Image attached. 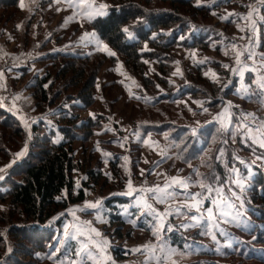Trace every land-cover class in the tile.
<instances>
[{
    "label": "trees",
    "instance_id": "trees-1",
    "mask_svg": "<svg viewBox=\"0 0 264 264\" xmlns=\"http://www.w3.org/2000/svg\"><path fill=\"white\" fill-rule=\"evenodd\" d=\"M107 1L111 6L109 15L98 17L88 23V26L117 53L115 57H108L97 51L87 54L50 52L47 54L49 61L45 65V72L28 76L29 84L26 88L34 99L36 112L68 104L65 110L58 111L56 118L61 140L52 141L48 132L40 133L39 127L29 142L21 120L3 107L0 108V168L7 166L14 153L23 149L26 142L28 145L25 156L11 168H7V172L3 174L5 179L0 181V264H40L42 258L39 255L51 251L59 236L60 228L57 232L55 228L48 226L51 219L70 205L82 203L86 199V188L91 183L101 189L111 188L107 187V174L93 167V162L96 161L94 153H87L85 149L87 155L84 158L80 159L75 155L77 142L89 143L97 135L95 129L98 124L95 119L88 117L80 121L78 109L82 112L92 108L97 102V93L110 86L104 84L98 89L97 85L99 71L105 63H111L115 67L120 61L127 73L135 79L134 88L141 97H131L129 102L138 108L133 125L141 136L151 135L154 138L153 135L166 134L168 141L180 145L174 146L175 156L180 157L178 160L183 165L194 164L200 169V173L201 167H204L202 174L207 176L214 171L223 180V168L215 159L223 146L217 133L218 125L213 123L201 127L197 137L193 136L191 128L186 125V112L175 105V100L187 96L191 100L205 102L204 106L212 112L220 111L222 94L229 95L233 90H221L230 77V72L225 71L221 65L228 60L227 64L230 65L231 62L230 57L223 55L222 45L216 43L214 47V42L220 41V23L211 21V11L218 10L223 3L237 5L238 1L224 0L212 7H208V4L197 6V0ZM48 3L49 0L35 3L33 15H43ZM20 12V0H0V27H7ZM35 20L32 16L27 21L25 31L28 38L32 29H35ZM125 27L133 33L132 40H128L122 32ZM193 29L200 33L195 35L197 33ZM203 30L206 33L203 34ZM260 31L261 46H264V36ZM57 33L55 31L52 35L59 39L60 35ZM186 34L188 36L181 40L180 37ZM189 37L192 41H189ZM146 45L150 50L142 51ZM185 46H198L203 51L212 49L216 55L211 62L192 67L185 75L180 76L179 83L173 85L168 77L172 75L177 58L175 50ZM146 58L156 61L153 77L145 74L149 66L145 63ZM210 66L221 77L218 83H212L210 78L203 75V71ZM247 74V79L251 82L253 74ZM26 76L27 73L21 74L19 80H24ZM161 87L165 88L163 91L167 94L160 92ZM176 87L179 91L175 96ZM75 101L81 103L77 105ZM251 104L257 108L260 117L264 118L259 105ZM168 106H172L173 110H168ZM147 111L158 115L160 119H149L143 114ZM102 140L105 142V139ZM226 151L225 157L230 156V151ZM112 164L114 165V161ZM205 164H211L212 168L202 166ZM229 165L230 161L226 159L224 166ZM78 173H84L87 177L82 180L79 188L75 178ZM250 199L247 215L256 225H252L247 232L238 230V240L243 243L234 245L233 249H225L226 254H217L214 250L205 252V259H198L190 264H264L259 256L245 257L236 250L239 249V253L249 250L264 252V174L260 171L252 181ZM130 202L128 196L119 194L109 195L105 201L111 227L109 234L120 243L127 238L131 239L134 229L148 231L143 217L136 227L127 222L134 218L123 214ZM55 223L56 227H60L62 219ZM170 236L173 246L178 249H183L188 241V237L179 230ZM191 237H199L198 230L192 232ZM122 252L125 250L121 246L114 250L116 259L124 258Z\"/></svg>",
    "mask_w": 264,
    "mask_h": 264
},
{
    "label": "rangeland",
    "instance_id": "rangeland-1",
    "mask_svg": "<svg viewBox=\"0 0 264 264\" xmlns=\"http://www.w3.org/2000/svg\"><path fill=\"white\" fill-rule=\"evenodd\" d=\"M39 0H24L25 8L21 10V14L19 13L17 18L13 21L9 22V35L11 37V45L13 47L7 53L9 57V63L12 62L13 64H18L19 66L22 65L24 67L18 68L9 66L8 68H13L14 70H19L20 76L23 73H27V76L24 80H19V77L13 78L12 80H19L23 87H16L15 90L24 91L29 84L28 76L33 73H42L45 72V65L49 61V56H47L50 52L56 51H63V52H72V53H79V54H87L93 51H96L94 45H88L87 47L81 46L79 42V38L85 32H93V30L88 26V23L81 20L79 17H75L72 21L65 23V18L72 16V9L67 8L66 4H55L49 3L47 4L48 8L46 12L40 16V13L34 14L35 12V3ZM238 4H226L223 3L218 10L212 9V22L218 21L220 24L218 25V30L220 33V41L223 40L224 44H228L235 39V43L243 45L247 44V40H240L239 37L241 35H247V32L241 33L237 30L236 24L231 22L222 21L220 18L227 16L229 13L237 14V15H246L248 12L247 5L251 4L253 0H237ZM97 2H105L108 5L109 2L107 0H97ZM197 3V2H196ZM233 3V2H232ZM45 4V3H44ZM200 4H212L211 2H207L205 0H200ZM61 9L57 11V9ZM67 9V10H64ZM215 12L216 14L213 15L212 13ZM71 14V15H70ZM262 14H264V10H262ZM32 16L35 17L34 24L38 25V28L32 29L30 37L26 33L27 21ZM233 17H229V21H231ZM243 26L242 21H238ZM71 23L67 28H61L60 25H67ZM83 24V27L81 26ZM20 26L19 28L17 26ZM2 30V29H1ZM195 29H193L194 31ZM262 30V35L264 36V25H260L258 28V35L254 37V46L258 45L257 51L258 53H264V46H261V36L260 33ZM57 31V35H60V38H55L52 33ZM5 31L0 33V38L4 36ZM66 32H69L66 34ZM25 33L27 37H25ZM195 35H198L200 32L199 30H195ZM203 34L206 33V30H203ZM50 36V37H49ZM188 34L184 36L187 37ZM49 37V38H48ZM51 39V40H49ZM5 41V44L10 43V41ZM189 41H192V38L189 37ZM3 42V41H2ZM7 45V44H6ZM147 46V45H146ZM110 47V46H109ZM111 50H113L110 47ZM145 49V48H144ZM150 48L147 46V50L149 51ZM114 51V50H113ZM196 53L195 60L192 59L191 53ZM177 54V58L173 64V72L176 71L177 68L180 69V74L176 76H169V82L171 84H177L180 82L179 78L182 75H185L192 67L197 65V61L205 59L206 62H211L212 59L215 57V52L212 49L202 50L198 46L194 47H178L175 50ZM145 61L148 63V68L145 71V74L148 76L153 77V69L156 63L155 60L150 58H146ZM229 60L224 63L227 64ZM230 66L234 65V61L230 58ZM117 64L120 65L119 69H117ZM116 64V66H112L111 63H105L99 71L98 78H97V85L98 89L104 84L110 85L109 87L105 88L102 92H98L96 99V104L86 110V111H78L80 112V121L81 119L84 120L85 118L91 117L95 119L98 127L95 129L97 135L92 137V140L88 143L77 142L75 144L76 151L75 155L77 157L84 158L87 155L88 151L94 153L96 155V161L93 162V167L95 170H103L108 176V184L107 187L110 186V189H101L100 186L90 184L89 188H86V199L82 203H77L70 205L63 211H60L56 214L51 221L49 222L48 226H51L59 231V236L55 244L53 245L51 251L40 254L39 256L42 258L40 264H53L52 260L47 259V256L55 249L60 247L59 241L63 240V230L64 226L71 224L74 222V217L69 214V210H77L84 206L85 201L88 202H95L97 200H102L103 205V215L107 217V208L105 207V201L109 197V195H124L126 191V183L129 178H131L134 186H140L142 184H147L148 186L155 185L157 183L163 184L164 183V176H158L156 174H151L154 170L156 173H164L166 176H177L179 174L181 177H187L192 173V170L198 169L195 167L194 164H191V167L188 165H183L178 158L175 156V145L173 141H168L165 139L166 134H158L153 135L154 138L149 136H141L140 131L133 125V120L138 113V108L129 102L131 97H141V94L136 91L134 88L135 79L131 77L125 67L123 66L120 61ZM25 68V69H24ZM208 68H212L211 66ZM207 68V69H208ZM205 69V71L207 70ZM213 69V68H212ZM172 72V73H173ZM248 74H246L247 76ZM6 79V78H4ZM235 77H233L230 73V77L227 79L225 84H229V86L223 91H228L229 89H233L229 92V95L222 94V107L218 113L222 111L223 106L228 105L229 103L233 104L235 107L232 109L235 113L241 112H251L255 113L257 116L260 117V113L255 106L251 103H245V100L240 99L234 93L237 88ZM179 80V81H178ZM5 81V80H4ZM188 80L185 81V84ZM231 81V83H229ZM4 84V82H1ZM6 83L4 84V86ZM6 87V86H5ZM10 86H7V88ZM28 88V87H27ZM177 89V87H176ZM175 89V90H176ZM160 92L167 94L164 87L159 88ZM4 90H0V98L9 97L11 94L3 93ZM15 91V92H16ZM178 89L174 92L175 96L178 95ZM21 93V92H20ZM15 95V94H14ZM174 95V94H173ZM173 95L171 97H173ZM6 99L3 100L4 109L11 114L16 111L13 109L9 103H7ZM21 105L18 109L19 111L16 112L15 116L19 119L21 116L24 117V120L28 122V128L25 127L24 122L21 120L24 128L28 133L30 132V139L29 142L33 139L34 135L37 133V129L40 127V133L43 134L44 132H48L52 141H59L62 138V135L58 131V124L56 123V118L58 116V111L65 110L68 104H64L58 107H50L45 112H36L34 110V104L32 101L28 102V96L22 93L21 96ZM152 98L150 97V100ZM177 101H184V103H177ZM187 96L178 97L175 100V105L178 106L179 109L185 110V119L186 125L191 128V132L193 128L200 129L208 124V121L212 120V117L217 115L218 113L212 112L210 108L207 113L203 112L202 107H198L197 104L193 103ZM19 102V103H20ZM77 105H79L80 101H75ZM204 106V105H203ZM206 107V106H204ZM12 108V110H11ZM176 108V106H175ZM191 109V112L189 111ZM168 110H173L172 106L167 107ZM166 110V109H164ZM261 112L264 113V109H261ZM91 114V115H90ZM146 114V117L149 119L159 120L160 118L158 115L151 113L149 111L143 112ZM14 115V114H13ZM161 116V115H160ZM46 117V119H45ZM163 117V116H162ZM261 118V117H260ZM33 121H35L33 123ZM43 125V128L42 126ZM137 133H139V139H137ZM198 135V130L196 133V137ZM127 137L125 140L124 138ZM105 139V142L104 140ZM148 140L149 143L145 144L143 141ZM106 146V148H105ZM228 151H230V156L224 157L222 161L219 163L223 168V180L222 182L226 183L228 179H230L229 174V167L235 165L239 168L241 176H247L248 178V185L246 190L242 193L243 199L246 202V208L248 209V204L250 203V194H251V187L252 181L257 176L259 171L264 174V165L261 162L255 161V155H264V150L254 149L251 147H245L243 144L239 143L237 140L236 143H233L229 140L227 145H223ZM99 147L100 151H97L96 148ZM167 147V156L172 157L171 159L165 158L161 161V149ZM28 148V147H27ZM85 149H87V153H85ZM22 150V149H21ZM20 150V151H21ZM20 151L14 153L11 157L10 162L15 158V155ZM27 152V151H26ZM25 152V154H26ZM107 152L109 156H104L102 153ZM255 153V155H254ZM25 156V155H24ZM233 156H239L241 160L246 161V164H239L237 161L232 159ZM127 157V159H125ZM226 159H229L230 165L228 167L224 166V162ZM107 161V163H105ZM114 161V165L112 164ZM160 161L159 164L157 162ZM9 162V163H10ZM15 164V163H14ZM113 165V168H112ZM4 168V167H3ZM145 170V175L141 176V170ZM204 167H201V173L204 171ZM200 172V169H198ZM7 172V170H6ZM5 172V173H6ZM251 173L248 176V173ZM3 173V174H5ZM111 177V178H110ZM76 183L79 182L81 185L82 180H86L87 177L85 174H76ZM106 187V188H107ZM105 188V187H104ZM112 190H115L112 192ZM190 192H197L199 188L192 187L189 189ZM126 196V195H125ZM131 199V198H130ZM132 199L130 204L132 203ZM154 203V202H153ZM160 211H164V205H154ZM207 206V205H206ZM76 215L79 217L78 222L83 221H92L93 226L99 230L101 233L104 234L105 237L109 240L110 247H109V255L111 259L108 261V264H134L135 261H143V255H132L128 254L125 255V252H122L123 259H116L114 256V250L117 247H122L125 251L127 249H132L137 246L143 245L146 242L154 241V238L151 236L149 231H145L144 229H134L133 237L127 238L123 242H119L116 239H113L109 234V230L111 227L109 223H96V217L94 215L84 212L77 211ZM59 219H62V223L60 227L55 226V222ZM246 219H248L251 225H256L252 222L247 213ZM143 221L146 223L147 217H143ZM181 218H170V223L175 226L179 231L185 234L188 237L187 243L192 244V249L189 250V253L184 257H174L178 261V264H190L195 261L205 259L206 255L203 254L205 252H209L214 250L216 245L213 244L212 240L209 237L201 236L199 237H191L190 235L192 232H195L198 229H189L184 231L180 228V225L183 223H187ZM147 225V223H146ZM148 226V225H147ZM233 234L234 237H237V233L239 232L236 227H230L228 225H223ZM199 231V230H198ZM69 244L75 243L73 241H69ZM170 264V262H169Z\"/></svg>",
    "mask_w": 264,
    "mask_h": 264
},
{
    "label": "snow or ice",
    "instance_id": "snow-or-ice-1",
    "mask_svg": "<svg viewBox=\"0 0 264 264\" xmlns=\"http://www.w3.org/2000/svg\"><path fill=\"white\" fill-rule=\"evenodd\" d=\"M50 2L66 4L67 8L73 10V15L65 18V23L72 21L75 17H79L87 23H92L98 17L108 16V10L111 7L105 2H97V0H50ZM222 2L224 0H212V3L216 5ZM197 6H200V0H197ZM207 6L212 7V4ZM247 7L249 10L246 15L229 13L220 19L236 24L237 30L241 33L247 32V35H241L239 39L247 40L248 43L240 45L235 43L236 38H233L228 44H224L223 40L214 42V47L216 43L222 45L223 55L230 57L234 61L233 66L229 64L221 65L225 71L230 72L233 77L237 78V88L234 94L240 99L255 103L261 109H264V53H258V45L254 46V37L258 35V28L260 25H264V14H262L264 0H253ZM20 8L21 10L25 8L24 0H20ZM60 10L59 8L57 9V11ZM212 14L215 15L216 13L213 12ZM230 16L233 17L231 21H229ZM238 21L244 22L243 26ZM81 26L83 27V24ZM17 27L19 28L20 26L18 25ZM122 32L128 40L134 38L128 27L123 28ZM180 39L183 40L184 37L181 36ZM78 43L83 47H87L90 44L94 45L97 52L104 53L108 57L117 55L94 31L91 33L85 32L79 38ZM146 50L147 46L142 51ZM4 55L3 50H0V59H3ZM191 57L195 60L196 53L192 52ZM205 63V59L197 61L198 65H204ZM18 66V64H13V67ZM119 67L120 65L117 64V69ZM6 71L11 72V68L0 69V81L4 80ZM247 73L253 74L251 82L247 79ZM177 74H180L179 68L172 73L173 76ZM203 75L206 78H210V81L214 84L221 80L219 74L212 68L203 71ZM228 86L229 84H224L221 90L223 91ZM0 89L6 90L2 83H0ZM18 98L14 97L13 101ZM136 98L140 99V97ZM4 99L6 98H0V108L4 107ZM177 103H184V101H177ZM193 103L197 104L198 107H202L203 112L207 113L209 111L207 107L203 106L205 102L193 101ZM234 107L231 103L223 106L222 111L213 116L211 121H208V123H216L218 125L217 133L221 137V144L227 145L229 140L236 143L238 140L245 147L264 150V118H260L251 112L235 113L232 111ZM12 108H16L15 102H13ZM18 111L17 109L13 114L15 115ZM189 111L191 112L190 108ZM20 119L24 122L25 127L28 128V122L24 120V117L21 116ZM197 130V128H193L191 134L195 136ZM30 135L29 132V139ZM124 139L126 140L127 137ZM137 139H139V133H137ZM165 139H167V135ZM143 142L145 144L149 143L147 139ZM27 146L26 142L24 148L15 155V158L7 166L0 168V181L5 179L3 173L6 172L7 168H11L14 163L25 155ZM175 146L179 147L180 145L177 144ZM96 150L100 151L99 147ZM102 154L106 157L109 156L107 152ZM160 155L161 161L165 158H172L167 156V147L161 149ZM226 155V148L222 146L215 158L216 162L220 163ZM177 158L180 159V157ZM232 159L239 164H246V161L241 160L239 156H233ZM256 161L264 165V155H255L253 163ZM159 163L160 161L157 162V164ZM202 166L212 168L211 164ZM189 167H191L190 163ZM151 174L164 176V183H157L152 186H148L145 183L140 186H134L131 178H129L126 183V191L123 193L133 201L123 210L124 215L134 217L127 222L136 227L142 217H147V230L154 238V241L146 242L143 245L125 251V255H143L144 260L142 262L135 261L134 264H169V262L170 264H178L174 257L184 258L189 253V250L192 249V244L190 243L186 242L183 249L173 246L170 234L178 229L170 223V218H181L188 221L180 225V228L184 231L198 229L199 235L209 237L213 244L216 245L214 251L217 254H226L225 249H233L234 245L243 243V241L238 240L223 227V225H228L246 232L250 231L252 227L250 221L246 219L248 210L242 196L249 181L247 176H241L238 167L235 165L229 167L231 178L226 183L222 182L221 177L214 171L206 176L195 168L187 177H181L179 174L169 177L164 173H156L154 170ZM144 175L145 170L142 169L141 176ZM250 175L251 173L249 172L248 176ZM79 187L78 182L77 188ZM192 187L199 188V191L190 192L189 189ZM154 205H164V211H160ZM130 209H135L136 211H130ZM77 211L94 215L96 223L108 222L103 215L102 200L95 202L85 201L82 208L69 210V214L74 217V222L64 226L63 240L59 241L60 247L55 248L47 256V259L52 260L53 264H108L111 259L109 255V240L93 226L92 221L78 222ZM69 241L75 243L69 244ZM236 250L238 254H242L245 257L259 256L264 261V252L257 253L249 250L239 253V249Z\"/></svg>",
    "mask_w": 264,
    "mask_h": 264
},
{
    "label": "crops",
    "instance_id": "crops-1",
    "mask_svg": "<svg viewBox=\"0 0 264 264\" xmlns=\"http://www.w3.org/2000/svg\"><path fill=\"white\" fill-rule=\"evenodd\" d=\"M22 12V11H21ZM21 12H20V14H21ZM72 14H73V11H72ZM71 15V14H70ZM71 23H69V24H67V25H60V27L61 28H67L69 25H70ZM35 29L36 28H38V25H35V27H34ZM2 29V30H1ZM8 30H9V27H0V33L1 32H3V31H5L3 34H4V36L2 37V38H0V50H3V53L5 54L4 55V57H3V59H0V69H7V67H9V66H13V63L12 62H10L9 63V57L7 56V53L10 51V49L13 47V45H11V42H13L12 40H11V37H10V35H9V32H8ZM4 40H6V41H10V43H9V45H8V43H6L5 44V41ZM3 41V42H2ZM22 67H24V66H22V65H20V66H18V68H22ZM43 73V72H42ZM41 73V74H42ZM20 72H19V70H14L13 68H11V72H5V78L6 79H4L3 81H0V83L1 82H4V84L6 83V87L4 86V89H6V90H4L3 91V93H6L7 92V94H11L9 97H7V99H6V101H7V103H9V101H10V105H11V107H12V104H13V102H15V105H16V110L17 109H19L20 107V105H21V96H22V93L23 94H25V96H28V102L30 101H32V104H34V99H33V97L31 96V94H30V91L27 89V88H24V91H19V90H15V88L16 87H23V84H21V81H19V80H17V81H15V80H12L13 78H17V77H19L20 75ZM3 84V85H4ZM7 86H10V87H8L7 88ZM16 86V87H15ZM1 91H2V89H0ZM16 91V92H15ZM21 92V93H20ZM15 94V95H14ZM14 97H19L18 99H15V101H13V98ZM20 102V103H19ZM4 108V107H3ZM11 110H12V108H11Z\"/></svg>",
    "mask_w": 264,
    "mask_h": 264
}]
</instances>
